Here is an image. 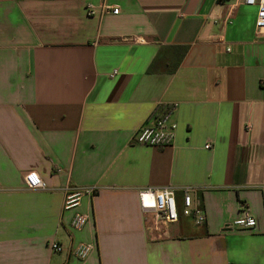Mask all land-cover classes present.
<instances>
[{
  "label": "crops",
  "instance_id": "0c3cea01",
  "mask_svg": "<svg viewBox=\"0 0 264 264\" xmlns=\"http://www.w3.org/2000/svg\"><path fill=\"white\" fill-rule=\"evenodd\" d=\"M102 4L119 13L88 16ZM257 11L243 0H0V264H264ZM162 107L174 110V144H136ZM31 172L46 190L26 189ZM165 187L179 207L170 226L139 204ZM77 189L93 194L64 211ZM185 189L204 224L183 215ZM242 204L256 227L226 228ZM76 213L89 216L81 231ZM80 244L94 247L84 261Z\"/></svg>",
  "mask_w": 264,
  "mask_h": 264
},
{
  "label": "built area",
  "instance_id": "2783aa9c",
  "mask_svg": "<svg viewBox=\"0 0 264 264\" xmlns=\"http://www.w3.org/2000/svg\"><path fill=\"white\" fill-rule=\"evenodd\" d=\"M243 4L249 7H256L257 18L255 22L256 36L264 37V0H243ZM88 16L111 12L114 15L119 13V7H108L102 4L98 7L88 6L86 9ZM117 72L114 71L111 77H115ZM173 109L168 107L158 108L150 119L137 131L134 136V142L138 145L152 148H167L174 144L177 124L172 120ZM249 129V128H248ZM210 149L211 145H206ZM24 183L27 190L38 191L46 190L47 186L41 177L31 172L25 175ZM190 189L183 191V215L191 218L196 225H202L206 222V215L199 207L194 206ZM92 189L73 190L67 193L64 202V211L76 210L85 195H92ZM139 204L144 214H149L154 222L163 223L167 226L175 224L179 220V207L172 188H148L139 192ZM242 215L226 228L254 229L256 222L250 216L245 205H241ZM89 221V216L76 213L71 222V227L75 231H81ZM53 253L63 252V247L56 242L49 244ZM94 247L89 244H80L74 249V256L80 260H86L93 252Z\"/></svg>",
  "mask_w": 264,
  "mask_h": 264
},
{
  "label": "trees",
  "instance_id": "16d2710c",
  "mask_svg": "<svg viewBox=\"0 0 264 264\" xmlns=\"http://www.w3.org/2000/svg\"><path fill=\"white\" fill-rule=\"evenodd\" d=\"M220 1H221V0H220ZM181 50L185 51V50H187V48H183V49H181ZM153 70H154V67L152 66V68L150 69V72L153 71Z\"/></svg>",
  "mask_w": 264,
  "mask_h": 264
}]
</instances>
